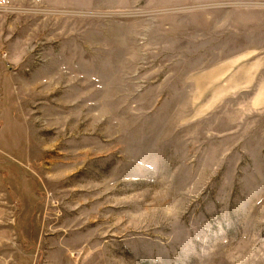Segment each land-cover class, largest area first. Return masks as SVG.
Listing matches in <instances>:
<instances>
[{"label": "rangeland", "instance_id": "1", "mask_svg": "<svg viewBox=\"0 0 264 264\" xmlns=\"http://www.w3.org/2000/svg\"><path fill=\"white\" fill-rule=\"evenodd\" d=\"M0 264H264V0H0Z\"/></svg>", "mask_w": 264, "mask_h": 264}]
</instances>
